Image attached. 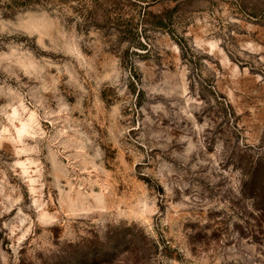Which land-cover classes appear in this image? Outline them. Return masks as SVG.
<instances>
[{"label":"rangeland","instance_id":"rangeland-1","mask_svg":"<svg viewBox=\"0 0 264 264\" xmlns=\"http://www.w3.org/2000/svg\"><path fill=\"white\" fill-rule=\"evenodd\" d=\"M260 207L264 0H0V264H264Z\"/></svg>","mask_w":264,"mask_h":264},{"label":"trees","instance_id":"trees-1","mask_svg":"<svg viewBox=\"0 0 264 264\" xmlns=\"http://www.w3.org/2000/svg\"><path fill=\"white\" fill-rule=\"evenodd\" d=\"M259 210H261V212H264V207H260ZM261 217H262V220L264 221V214L261 213ZM75 254V253H74ZM78 257H75L74 260H77Z\"/></svg>","mask_w":264,"mask_h":264}]
</instances>
